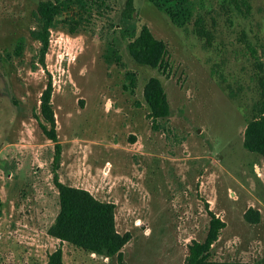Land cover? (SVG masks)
Returning a JSON list of instances; mask_svg holds the SVG:
<instances>
[{"label": "rangeland", "instance_id": "obj_1", "mask_svg": "<svg viewBox=\"0 0 264 264\" xmlns=\"http://www.w3.org/2000/svg\"><path fill=\"white\" fill-rule=\"evenodd\" d=\"M40 1L0 0V264H46L59 247L65 264H117L48 234L59 212L55 176L115 203L117 230L132 235L128 264H186L210 211L225 223L210 260L264 264V161L244 147L263 99L264 0H193L185 27L134 0L139 28L167 45L157 68L137 63L115 27L128 0L95 6L75 34L52 29L41 62L31 35ZM110 43L123 65L107 62ZM152 77L170 106L155 121L144 96ZM49 84L58 163L41 115ZM250 208L258 223L246 221Z\"/></svg>", "mask_w": 264, "mask_h": 264}, {"label": "trees", "instance_id": "obj_2", "mask_svg": "<svg viewBox=\"0 0 264 264\" xmlns=\"http://www.w3.org/2000/svg\"><path fill=\"white\" fill-rule=\"evenodd\" d=\"M106 0H41L35 12L36 25L31 30L32 37L40 43L41 62L50 46L51 30L61 24L70 34L79 32L89 23L92 10L95 6L102 8ZM160 12L169 17L178 27H185L195 15L193 0H148ZM203 20L199 17L197 25ZM202 26V25H201ZM121 37L127 41V47L139 64L157 68L162 66L167 54V45L156 39L147 25L140 28L135 17L134 0H128L118 24L115 26ZM200 27V26H199ZM200 35L204 31L199 30ZM206 33V32H205ZM23 40L20 39L15 53L20 55L23 50ZM108 63L116 62L123 65L122 57L114 43H110L106 53ZM133 87L134 73H128ZM262 102L256 106V113L248 121L244 134V147L253 153H258L264 161V74L261 75ZM51 84L41 97V115L50 129L43 125L48 138L55 142V162H59L61 145L56 134L55 114L51 104ZM145 100L150 112L148 118L158 120L170 114V106L162 82L157 77L148 80L144 89ZM58 190L59 212L54 223L49 227L48 234L75 248L96 254L105 258H117V264H128L125 260L123 248L130 242L132 235L129 232L121 234L116 227V205L113 202L102 201L84 188L73 187L60 182L57 176L54 179ZM210 223L206 239L203 242L194 241L189 246L186 264H253L251 262H229L210 260L212 245L218 240L220 231L225 223L212 211L209 212ZM2 209L0 203V218ZM245 219L251 223L260 220L259 211L253 208L245 213ZM46 264H64V252L61 247L49 254Z\"/></svg>", "mask_w": 264, "mask_h": 264}, {"label": "crops", "instance_id": "obj_3", "mask_svg": "<svg viewBox=\"0 0 264 264\" xmlns=\"http://www.w3.org/2000/svg\"><path fill=\"white\" fill-rule=\"evenodd\" d=\"M58 240V239H57ZM65 264V263H64Z\"/></svg>", "mask_w": 264, "mask_h": 264}]
</instances>
